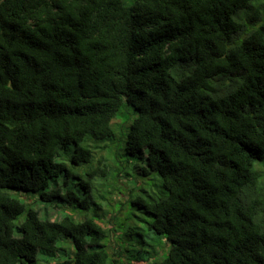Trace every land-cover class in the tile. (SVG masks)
I'll use <instances>...</instances> for the list:
<instances>
[{
	"label": "trees",
	"instance_id": "1",
	"mask_svg": "<svg viewBox=\"0 0 264 264\" xmlns=\"http://www.w3.org/2000/svg\"><path fill=\"white\" fill-rule=\"evenodd\" d=\"M116 135L166 190L135 201L172 245L151 264H264V0H0V264H38L61 241L67 264H123L90 214L106 165L74 184L57 160L73 145L74 165L93 164ZM59 202L82 221L52 220ZM129 220L124 238L147 245Z\"/></svg>",
	"mask_w": 264,
	"mask_h": 264
},
{
	"label": "rangeland",
	"instance_id": "2",
	"mask_svg": "<svg viewBox=\"0 0 264 264\" xmlns=\"http://www.w3.org/2000/svg\"><path fill=\"white\" fill-rule=\"evenodd\" d=\"M122 119L116 120L115 128L117 135H120V130L123 129L124 139L131 127L133 120L136 117L135 110L130 106H123ZM124 122L123 127H121ZM125 127V128H124ZM111 141H105L97 145L94 151V161L90 165L77 166L72 163V154L75 146H70L68 149L61 151L58 161L65 162L69 168H74L76 177L73 178V183L77 184L80 179L78 176H86L88 171L95 168H105L106 176L98 175L92 181L91 205L90 214L97 211V222L108 232L110 240L109 246L111 250V259L117 260L123 264H151L160 263L166 257L172 247L171 243L162 236L149 232L147 222L152 217L145 214L143 210L135 204L139 197L153 196L160 197L162 192H165L162 184V179L158 174H153L147 178L143 175L146 165L143 163L140 156L129 157L124 150V143L117 138ZM120 137V136H119ZM86 178V177H84ZM166 193V192H165ZM20 199L26 204L27 209L38 210L45 214L47 207L44 203L38 200V194H20ZM63 210H55L50 212L52 220H60L65 212L72 216L77 222L82 221L78 210L74 204L59 202ZM45 206L47 208H45ZM104 215V216H103ZM119 219V220H118ZM129 220L125 228H135L137 232L143 235V239L147 245L139 246L140 237L134 236L132 240L124 238L119 231L120 222ZM25 220V215L21 216L16 224H21ZM118 220V221H117ZM65 248L66 253L38 255V264H67L73 259L74 248L71 242H63L59 244ZM120 253L121 256H117Z\"/></svg>",
	"mask_w": 264,
	"mask_h": 264
}]
</instances>
